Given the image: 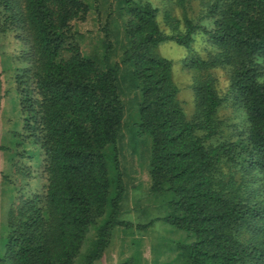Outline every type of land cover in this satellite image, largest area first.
<instances>
[{
	"label": "trees",
	"instance_id": "16d2710c",
	"mask_svg": "<svg viewBox=\"0 0 264 264\" xmlns=\"http://www.w3.org/2000/svg\"><path fill=\"white\" fill-rule=\"evenodd\" d=\"M115 1L128 17L120 62L108 27L98 49L85 47L78 24L97 0H0L1 33L25 37L0 61V112L5 68L18 96L0 152L12 150L28 179L14 188L0 164V211L3 194L11 203L0 264H98L115 230L131 229L119 150L126 86L139 92L132 135L148 142L151 194L191 238L181 264H264V0H161L163 24L152 0ZM167 42L187 51L191 116L174 62L159 53ZM227 105L238 126L221 119Z\"/></svg>",
	"mask_w": 264,
	"mask_h": 264
},
{
	"label": "rangeland",
	"instance_id": "374dc122",
	"mask_svg": "<svg viewBox=\"0 0 264 264\" xmlns=\"http://www.w3.org/2000/svg\"><path fill=\"white\" fill-rule=\"evenodd\" d=\"M152 2L160 9L159 20L163 24L165 7L161 0H152ZM93 5L88 20L78 24L79 30L86 36L85 47L89 52L91 49H98L104 36L101 31L104 27H108L115 49L114 61L120 62L127 45L124 27L128 17L123 16V5L115 0H97V3ZM178 15L179 13L176 16ZM164 27L168 31L165 23ZM22 32L20 31L22 40L19 41L13 33L3 34L0 31V61L3 56L15 55L18 50L23 48L25 37L22 36ZM196 49L197 52L203 50L200 46H196ZM159 53L162 57L174 62V79L180 87L179 99L183 102L188 116H191L195 103L194 79L184 66L187 51L173 42H167L159 48ZM127 70L128 72L131 71L128 67L123 66L121 73H128ZM10 74H12L11 70L5 68L3 71L2 110L0 112V140L7 131L12 129L18 116V107L16 106L18 96L16 86L10 83ZM219 81L221 91L227 92L229 83L227 78L223 76V72L220 73ZM125 91L127 93L124 99L125 126L120 135L119 150L126 185V196L123 204L124 220L133 225L128 230H115L112 244L98 264H125L127 260L132 259V262L136 260L135 264H181V251L191 243V238L186 232L175 229L165 221L172 212L169 204L161 199H156L151 194L148 142L146 137L141 134L136 137L132 135L134 127L132 121L135 118L137 103L139 102V92L128 90L127 86ZM220 117L228 120V124L233 127L242 123L238 118L236 109L229 105L221 109ZM7 140L9 142L8 138ZM1 143L2 141L0 145H2ZM12 153V150L0 152V164L5 172L11 175L13 187L23 191V186L28 179L25 177L27 179L25 180L20 175L21 173L25 174L23 168H20L19 171L17 166H13L16 161H11L9 155ZM31 184L37 187L38 183L33 181ZM7 188V186L5 188L3 186V189ZM10 193L12 194V189ZM8 197V193L1 197L0 227L1 224H6L8 220V212L11 206ZM17 204L18 201L15 202V205Z\"/></svg>",
	"mask_w": 264,
	"mask_h": 264
}]
</instances>
